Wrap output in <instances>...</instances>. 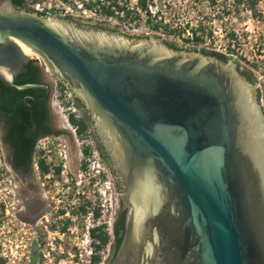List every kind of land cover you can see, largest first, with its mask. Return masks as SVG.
Instances as JSON below:
<instances>
[{"label":"water","instance_id":"water-1","mask_svg":"<svg viewBox=\"0 0 264 264\" xmlns=\"http://www.w3.org/2000/svg\"><path fill=\"white\" fill-rule=\"evenodd\" d=\"M31 10L0 0V80L17 91L47 88L15 83L28 60L44 64L54 126L63 132L74 179L79 149L51 101L52 75L65 79L92 114L127 205L121 243L112 261L107 256L100 264H264V112L257 84L230 61L171 47L160 35L135 38L97 26L113 28L105 22ZM10 177L21 203L17 216L33 223L46 207L43 189L36 179L43 207L28 218L25 183Z\"/></svg>","mask_w":264,"mask_h":264},{"label":"built area","instance_id":"built-area-1","mask_svg":"<svg viewBox=\"0 0 264 264\" xmlns=\"http://www.w3.org/2000/svg\"><path fill=\"white\" fill-rule=\"evenodd\" d=\"M258 4V0H253L249 11L256 14V19H264V9L256 8ZM101 6L109 8L112 12L103 13ZM29 7L35 14H44L45 17L63 13L89 21L108 22L119 26L126 33L160 35L179 46L204 48L225 56H234L239 64L249 69L254 76L259 90V103L264 106V77L259 73L264 66L253 64L256 62L253 60V57H256L255 51L262 53L263 48L256 47L250 56L243 53L242 49L246 0H50L49 7L39 2L29 3ZM63 94L70 95L67 89ZM70 105L75 107L73 101H70ZM72 131L77 136L74 128ZM97 154V150L93 148L84 158L86 170L80 171V175L86 174L87 178L96 179L93 185L97 184V175L100 172L109 175L108 169L99 168ZM57 156L60 162L65 160L63 143L57 150ZM42 157L50 164L45 152ZM10 183V175L0 152V223L2 217L8 213L3 191H6V194L13 193ZM94 189L97 191V188H93V192ZM76 193L78 195L79 190Z\"/></svg>","mask_w":264,"mask_h":264},{"label":"rangeland","instance_id":"rangeland-1","mask_svg":"<svg viewBox=\"0 0 264 264\" xmlns=\"http://www.w3.org/2000/svg\"><path fill=\"white\" fill-rule=\"evenodd\" d=\"M258 1L259 4L256 8H259L260 10L264 9V0ZM252 6L253 0H246V18L243 26V35L241 37V43L243 44L242 49L243 53L250 56L252 51L256 50V47L259 49L263 48L262 53L255 51L256 57H253V60H256V62L253 64L264 66V19L255 18L256 14L249 11V8H252ZM96 22L99 21L97 20ZM105 23L115 26L114 24L108 22ZM259 73L264 77V69ZM53 82L54 87L51 94V101L57 104L65 118L68 112L73 111L74 113L79 114V110L76 105L75 107L70 105V101H73L71 98V92L67 90L70 95L68 96L63 94V96L60 97L54 78ZM69 105L70 108H68ZM75 139L79 149L80 164L81 147L84 145L94 146V139L90 131L81 137L75 135ZM62 143L63 140L61 137H52L41 142L40 147L38 148V150H43L46 156H48L47 160L50 164H52L51 167L57 164L63 165L60 178L55 179L52 173L49 176L40 175V177L37 178L38 183L44 192L46 207L44 211L33 221V223L18 218L17 216V211L21 207V203L12 180L10 183V189H12L13 193L6 194V191H3L6 195L4 198L7 203L8 213L2 217V221L0 223V258L3 259V261H0V264L88 263L89 240L86 229L87 226L90 225V218H86L85 222L79 218H73V224L70 225V228L64 234L50 229V225L59 224V220L63 219V217H58L57 215L59 209H64L67 213L69 206H72L77 202L76 198L78 195L76 191L79 190V194H83V188L86 187L84 185H86L87 182V175H80V169L78 166V174L75 178L77 181V187L74 190L69 187L68 176L71 175V173L65 163V160L60 162L57 156V150ZM98 156L99 154H97L99 168L107 170V166L101 161L100 157L98 158ZM87 188L86 193L88 196H91L93 188H97V192L100 196V202L104 211L108 214V225L111 226L119 203L118 191L113 186L111 174L109 173L106 180L97 181V184L93 185V187L87 186ZM66 213V216L70 214L69 212L68 214ZM108 254L109 250L107 249L104 252L103 259L100 263L104 262Z\"/></svg>","mask_w":264,"mask_h":264},{"label":"trees","instance_id":"trees-1","mask_svg":"<svg viewBox=\"0 0 264 264\" xmlns=\"http://www.w3.org/2000/svg\"><path fill=\"white\" fill-rule=\"evenodd\" d=\"M35 1V0H34ZM12 4L17 8L25 7L26 0H11ZM102 7L103 13H111L112 11L105 7ZM118 7V6H117ZM29 10L31 8L29 7ZM32 11V10H31ZM42 17H45L44 14H39ZM69 17V16H67ZM171 47L179 49L178 46L172 43H168ZM218 55L223 59H226L224 56L219 54ZM37 59H30L25 64L24 67L26 68L24 71L20 72L16 79L15 83L22 84V83H38L41 82L42 79V72L40 66L36 63ZM241 73L245 75V77L253 84L256 83L254 76L250 71L247 70H240ZM57 88L59 90L60 97L63 96V91L65 89L70 90L68 86H66L63 81H58ZM24 94H29L32 97H41L44 94V89L39 86L31 87L25 90H13L8 87L2 80H0V111H4L9 113L7 115V121L9 132L11 136L9 137L13 143L17 146L15 151V158L16 160H22L27 155H32L35 150V137L30 138L28 140H17L15 137L16 131L20 126H27L24 124L19 123L20 119H24L26 122L30 121V112L34 113V121L37 125H41L42 117L47 112L46 103L44 100H34L31 97H26L25 100L31 104H25L21 97ZM74 103L77 108L81 106L80 101L74 97ZM264 112V106H262ZM68 124L74 128L75 133L77 136L81 137L82 135L86 134L88 131L91 132L93 139L96 141L94 146L92 145H84L81 147V159L79 164L80 171L86 170V163L84 158L92 151V149H96L99 156L101 157V161L107 166L108 170L111 172L109 160L104 153L101 145L97 142L96 134L91 131L90 123L88 118L85 115H78L76 113L70 112L67 116ZM54 134L61 133L60 129H55L53 131ZM15 134V135H14ZM43 150L38 152V166L39 171L42 176L52 173L54 178H60V174L62 171V165L57 164L51 167V164L47 163L45 158L42 157ZM69 187L74 190L76 189V180L69 175ZM106 174L104 172H100L97 175V181H104L106 180ZM86 178V177H85ZM95 178L88 177L86 182V187L83 188L84 193L78 194V199L76 204L69 206V212L67 216L65 215L66 211L64 209H59L58 217H63L62 220H59V224H52L50 225V229L52 231H58L64 234L70 228V225L73 224V218H79L83 222H85L86 218H90V225L87 226L86 233L88 236V247H89V255H88V263L87 264H99L102 259L104 252L108 249V262L110 263L113 259V256L118 249L124 229V209L119 212V214L114 217L113 223L111 226L108 225L107 222V213L104 211V208L100 202V196L96 189L92 191L91 196H88L86 193L87 186L93 187L95 182ZM0 261H3L0 258Z\"/></svg>","mask_w":264,"mask_h":264},{"label":"flooded vegetation","instance_id":"flooded-vegetation-1","mask_svg":"<svg viewBox=\"0 0 264 264\" xmlns=\"http://www.w3.org/2000/svg\"><path fill=\"white\" fill-rule=\"evenodd\" d=\"M30 1H33V0H26L27 5L24 8L29 9V2ZM66 18H71V17L66 16ZM97 26L101 27V28L117 31V32L120 31L119 26H117V25L113 26V28H110V27H106L104 24L100 23V24H97ZM243 26H244V23H243ZM123 34H126L130 37H135V38L159 37L155 34H153V35L140 34V33H123ZM164 41L167 44L171 43V42H168L166 40H164ZM172 44H175V43H172ZM175 45L178 46L180 49L195 50V51L204 52V53L214 55V53H210V52L204 51L202 49H196V48H193L191 46H179L177 44H175ZM216 56H218V55H216ZM218 57H220V56H218ZM32 59H37L36 63L41 68V72H42L41 73L42 74L41 82L46 83L48 85L47 88L45 86H41L44 89V94L41 97H36V98H41L39 100L45 101L46 107H47V112L42 117L41 125H37L35 123L34 113L30 112V118H29L30 121L29 122H26L24 119L19 120V123H21V124L25 123V125H27V126H24V127L20 126L16 131V135L14 134L15 137L17 138V140H19V141L20 140H23V141L28 140V139L33 138V137L36 138L35 139V150H34L32 155H27L22 160H16L15 151L17 149V146L9 138L11 136V134L9 132V128H7V126H8L7 115L9 113L4 112V111H0V152H1V155L3 158V161L5 163V166L7 168V171L13 177V179H16V180H19L20 182L25 183V185L22 187V189L24 191H26L28 194L27 195L28 197L25 200V207H24L26 214L29 215L28 218L37 216L43 207V202H42L41 198L38 196V192L36 191L37 190L36 179L38 177H40V175H41V173L39 171V166H38V158H39L38 152L40 151V150H38V148L40 147V143L43 142L45 139L47 140V139L52 138V137H60L63 135L62 130H61V133H59V134L53 133V131L55 129H58V128H56L54 126L53 117H52V113H51L50 105H49L51 84L43 78V68L45 66L38 58H32ZM224 60L227 62L230 61L240 70L250 71L246 67L240 66L238 61L233 59V58H226ZM45 69H46V67H45ZM19 73H17V75ZM17 75H16V77H17ZM52 77L55 79L56 84H58V81H63V83L69 87L73 96L80 101L81 106L78 108V110H79L78 115L82 114L88 118L89 123H90V127H91V131H92V133L94 132L96 134L97 142L101 145L104 153L106 154V156L109 160L111 169L113 170L112 172L109 170V173L112 176L113 186L116 190H118V194H119L118 209L115 213V217L119 214V212L121 213V211L124 209V229H123V235H124L125 220H126V214H127V205H126L125 197L123 194V185L121 183L120 178L118 177V175L116 173V169L114 167L113 160L110 157V155L108 154V152L106 151L103 142L101 141V137L97 131L96 123L93 119V116L89 112V110L87 109L85 103L77 96L75 91L73 89H71V87L68 85V83L65 79H58V78H55L53 75H52ZM29 96H31V95L24 94L21 97L22 101L25 100V98L29 97ZM95 143H96V141L94 140V144ZM100 159H101V157H100ZM37 174H38V176H37ZM30 192L31 193L33 192V193L31 194ZM123 235H122V238H123ZM113 258H114V256H113Z\"/></svg>","mask_w":264,"mask_h":264}]
</instances>
